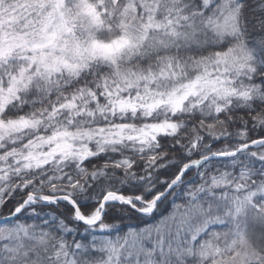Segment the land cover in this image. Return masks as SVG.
<instances>
[{
  "label": "snow or ice",
  "instance_id": "obj_1",
  "mask_svg": "<svg viewBox=\"0 0 264 264\" xmlns=\"http://www.w3.org/2000/svg\"><path fill=\"white\" fill-rule=\"evenodd\" d=\"M0 264H264V0H0Z\"/></svg>",
  "mask_w": 264,
  "mask_h": 264
}]
</instances>
